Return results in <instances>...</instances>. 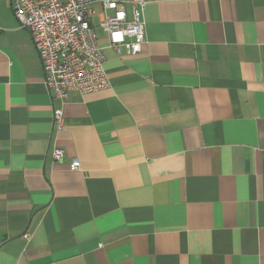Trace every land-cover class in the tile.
<instances>
[{
	"label": "crops",
	"instance_id": "0c3cea01",
	"mask_svg": "<svg viewBox=\"0 0 264 264\" xmlns=\"http://www.w3.org/2000/svg\"><path fill=\"white\" fill-rule=\"evenodd\" d=\"M144 20L118 55L94 19L109 86L70 93L58 131L0 0V264H264V0H148Z\"/></svg>",
	"mask_w": 264,
	"mask_h": 264
},
{
	"label": "built area",
	"instance_id": "2783aa9c",
	"mask_svg": "<svg viewBox=\"0 0 264 264\" xmlns=\"http://www.w3.org/2000/svg\"><path fill=\"white\" fill-rule=\"evenodd\" d=\"M148 0H11L19 27L28 31L41 59L45 85L61 108L54 111L58 131L64 127L63 108L72 92L89 94L109 86L106 57L94 19L118 55H136L147 43L144 11ZM53 160L63 163L65 151L54 148ZM72 171L80 170L74 159ZM30 240V234L24 235Z\"/></svg>",
	"mask_w": 264,
	"mask_h": 264
},
{
	"label": "rangeland",
	"instance_id": "374dc122",
	"mask_svg": "<svg viewBox=\"0 0 264 264\" xmlns=\"http://www.w3.org/2000/svg\"><path fill=\"white\" fill-rule=\"evenodd\" d=\"M98 19H99L98 17L95 18V20H97V21H98Z\"/></svg>",
	"mask_w": 264,
	"mask_h": 264
}]
</instances>
